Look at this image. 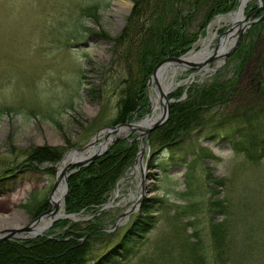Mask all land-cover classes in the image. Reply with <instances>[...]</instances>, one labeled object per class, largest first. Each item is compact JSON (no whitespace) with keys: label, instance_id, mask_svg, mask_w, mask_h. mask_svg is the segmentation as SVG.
I'll return each mask as SVG.
<instances>
[{"label":"rangeland","instance_id":"rangeland-1","mask_svg":"<svg viewBox=\"0 0 264 264\" xmlns=\"http://www.w3.org/2000/svg\"><path fill=\"white\" fill-rule=\"evenodd\" d=\"M117 1L0 0V215L16 214L22 219V228L48 211L59 174L58 164L67 152L81 149L104 130L121 125L115 123V118L125 91L121 81L126 79L120 78L123 65L117 59L128 50H120L124 35L130 38L134 33L132 24L141 21L137 18L132 21V12L140 0H131V8L122 13L115 9ZM260 1L264 6L263 0ZM260 1L250 0L248 7L257 11ZM236 11L227 12L225 18ZM259 11L248 21L259 19L256 16L260 14L262 20L258 23L264 24V10ZM248 12L247 9L246 15ZM204 14L206 9L202 8L195 16L200 18ZM144 16L148 18V14ZM217 17L210 22L204 38H199L192 47V53L200 52L204 41L213 50L220 34L229 30L231 22L219 21ZM156 18L157 15L149 16L147 20L153 23ZM135 49L136 45L128 52L138 60ZM131 61L135 70V60ZM220 62L221 58L210 65L206 75L198 73L193 82L194 71L179 67L176 77L179 87L166 97L171 105L170 118L158 129L174 123L173 106L190 99V87L196 86L201 91L218 81L234 79L236 88L231 101L200 116L205 119L212 112L221 116L253 110L255 119L263 122L259 133L264 135V25L248 28L228 63L220 67ZM157 89L156 83L148 88L151 106ZM179 91L183 94L175 96ZM138 121L136 118L130 122ZM197 123L193 125L198 126ZM204 126L203 131L186 133L174 127L175 137L185 140L178 151L184 161L182 165L170 166L169 172L159 167L160 158H153L157 145L154 147L150 142L146 145L139 132L118 140L136 144L137 149L126 159L130 162L135 157L110 198L96 207V212L83 209L72 214L79 221L74 222L68 216L59 221V227L53 226L54 230L51 228L44 234L85 242L86 238H77L71 228L73 224L86 228L92 221L102 231L106 229L122 238L127 226L138 216L139 210L130 211L131 194L138 192L145 176V204L152 203L155 226L150 228L140 257L127 264H192L196 257L200 258L199 264H264V160L251 163L244 154L233 152L225 139L216 141L208 136L210 125ZM103 140L96 141V145ZM142 144L147 146L143 151ZM31 151L40 157L45 155L44 160L60 152L62 157L58 162L55 158L45 163L30 162L34 160L29 157ZM164 155L160 152L157 157ZM140 159L145 170L133 175ZM84 187L80 184L79 191ZM157 208L164 212L157 214ZM96 218L101 221L97 223ZM31 236L24 234L26 239ZM105 243L99 245L98 257L107 256L114 248ZM66 246L74 244H64L61 251L65 252ZM52 254L58 256L56 251L48 255ZM119 254L117 250L114 258L121 257ZM42 256L26 254L23 260L27 259L29 264L48 261L63 264L60 257Z\"/></svg>","mask_w":264,"mask_h":264},{"label":"trees","instance_id":"trees-1","mask_svg":"<svg viewBox=\"0 0 264 264\" xmlns=\"http://www.w3.org/2000/svg\"><path fill=\"white\" fill-rule=\"evenodd\" d=\"M238 5L239 0H140L137 9L132 12V21L137 18L140 19L141 23L132 24L131 29L134 30V33L130 35V38H126L124 35L125 41L120 45V50L123 48L128 50L120 53L117 59L123 65L120 78L122 80L126 79V81H121V86L125 87V91L117 107L115 123L130 122L149 114L152 106L147 94V83L158 64L164 59L178 58L185 55L199 38L205 36L210 22L216 16L234 11ZM199 8L206 9V14L200 18L195 16L200 10ZM247 9L248 13L251 14L257 8L248 7ZM145 14H148V18L149 16L155 17V15H157V18L151 23L144 16ZM260 16V14H257L256 17L259 18ZM261 25L264 24L260 23L256 26ZM145 32H147V37ZM135 45L137 46L135 52L136 55L138 54V60L135 58L136 56L134 57L132 53L128 52ZM131 60H135V70ZM235 88L236 80L234 79L218 81L211 88L201 89V91L196 86L190 87L188 91L190 99L185 103L181 102L173 106L171 120L174 119V123L169 127L166 125L158 129L151 135L150 140L154 147V144L157 145L154 149L153 158H160L158 160L159 167L164 172H169L172 165H182L184 161V157L180 156L178 151L185 140H178L175 137L174 127L181 128L186 133L191 130L193 132L195 129L203 131L204 124H208L210 129L206 134L214 140L225 139L232 146L235 153L244 154L251 163L257 164L264 159V135L259 133L263 122L255 119L253 110H244L239 115L230 113L228 115L221 114V116L212 112L205 119L200 116L201 113L212 110L216 106L225 107L231 101L230 98ZM120 89L122 92V88ZM181 94H183L182 91H179L175 96ZM197 116H199L200 121ZM197 121L199 122L197 123L198 126H194L193 124ZM156 136H159L160 140ZM184 137L186 136L184 135ZM136 146V144L128 141H118L110 147L104 157L98 159L88 168L77 171L69 178V193H73H68L65 201V210L68 215L78 214L83 209L95 211L96 207L102 206L110 198L118 181L126 173V169L131 166L130 163L134 161L135 157L131 158L132 161L130 162L126 159L134 154L137 149ZM160 152L165 155L157 157ZM59 154L52 156L55 159L44 160L45 155L42 154L40 157L38 153L31 151L29 157L34 159L30 162L45 163L53 159L58 162L62 157ZM93 180L95 182L98 180V184L95 185V182H91ZM80 184L85 186L82 191H79ZM146 202L147 199L143 202L141 212L127 226L125 235L122 238L118 234L102 231V228L99 229L97 225H93L92 221L86 228L73 224L74 226L71 229L74 236L86 238L85 242L80 243L77 239L70 242L72 240L67 241L64 235L58 237L49 235L51 237L27 239L24 242L5 241L0 244V264L3 262H6L5 264H29L27 259L23 260L24 257L26 258V254H43L44 258L49 256V258L53 257L55 259V255H48L53 252L55 254V251L56 254L58 253L56 258H62L63 264H127L134 258L140 257L142 245L148 241L150 228L155 226L154 216L151 215L154 208H152V203L146 205ZM162 203H166V201H162ZM215 203L216 201L213 204L215 205ZM163 207L166 211L167 208ZM164 210L157 208L155 211L158 214L164 212ZM95 221L98 223L101 220L96 218ZM59 225L61 224L58 222L55 227L57 228ZM117 238L119 239L114 240ZM38 242L41 244H38ZM105 242L111 244V247L114 248L110 250V254L107 256L98 257L97 253L101 249L99 245L104 246ZM66 243H72L74 246L68 248L66 246L65 252L61 251ZM117 250H120L121 255L119 254V256L121 257L114 258L113 255L116 254ZM13 257L15 259H12ZM199 261L200 258L196 257L192 260V264H199ZM45 264L53 263L48 261Z\"/></svg>","mask_w":264,"mask_h":264},{"label":"bare ground","instance_id":"bare-ground-1","mask_svg":"<svg viewBox=\"0 0 264 264\" xmlns=\"http://www.w3.org/2000/svg\"><path fill=\"white\" fill-rule=\"evenodd\" d=\"M250 2V0H241V5L239 10L236 11V13H233L232 15L228 16V20L231 22V30L228 32L227 35H225L224 37H222L221 41L218 44L219 50L218 53L217 52H213L210 49V45L207 41L203 42V49L200 52H195L190 54L189 56L185 57V61L186 62H196V63H205L206 61H208L210 59V57L215 54H218V59H220L227 51H229L230 47H232V45L235 43L236 41V36L237 33L240 30V23L242 21V16L240 15L241 12L243 11V8L245 6L248 5V3ZM131 8V0H119L115 3V9L117 11V13H122L123 12H127L129 9ZM225 17L219 19V21L222 20H227ZM183 71V70H182ZM202 75H206L207 73H209L210 68L205 67L202 70ZM180 72V68L179 67H166L164 68L160 74L157 77V83H159V87L156 90V96L152 97V101H153V105H154V111L153 113L147 118V122L146 123H137L138 126L140 125L142 127V129H147L149 127V125L159 119V117L161 118L164 112L163 108L166 106V97H168L169 95L173 94L177 87H179V85L176 82V77L178 76V73ZM156 82V80H154ZM164 104V105H163ZM161 110V112H160ZM126 124V123H124ZM107 138V133L104 130L100 135H98V140L101 139H106ZM151 140V135L150 137L147 139L145 137V144H149ZM103 142V141H102ZM145 144H142V150L144 148H146L147 146H145ZM96 150V147L93 149H87L85 151H82L81 153H79L80 155H82L83 158L88 157V155H91L94 151ZM78 153L76 154L75 151H71L70 155L68 156V159H66V161H64L60 166H59V170L61 171L63 168H65L68 164L71 163V159L73 156H75L76 158H79L80 155ZM136 173V171H135ZM146 178L145 176H143V183L142 186L144 187L146 184ZM64 177L62 178V180L60 181L58 187L56 188V190L54 191V194L52 196V204L53 206H58L59 211L56 213V217H63L65 216V212H64V186H65V182H64ZM141 194V193H140ZM131 196L133 198L136 197V194L133 193L131 194ZM145 195L143 194L142 197H144ZM141 197V198H142ZM145 201V200H144ZM69 219H72V221H74L75 219L79 220L77 216L72 215V217H68ZM21 218L19 216H17L16 214H9V215H0V238L3 237H9L10 235H12L14 232L16 234H18L15 230H19L22 228V223H21ZM51 222V217L42 219L40 222H38L37 224H35L33 226L34 228V232L33 233H45L46 232V228L48 227L49 223Z\"/></svg>","mask_w":264,"mask_h":264},{"label":"water","instance_id":"water-1","mask_svg":"<svg viewBox=\"0 0 264 264\" xmlns=\"http://www.w3.org/2000/svg\"><path fill=\"white\" fill-rule=\"evenodd\" d=\"M241 5V0L238 6V10L240 8ZM245 8L246 6L243 8V11L241 12V16H242V23H240V26H243L244 28H247L249 25H252L255 22H249V24L247 25V20L249 18V16H244V12H245ZM243 28V29H244ZM241 29V34L244 32V30ZM231 30V28L228 30V32ZM228 32L224 33L220 39H222V37H224L225 35L228 34ZM240 41V37H238V42ZM238 42H236L231 48L230 51L228 53H226L225 55H223L224 60L236 50L237 46H238ZM219 48L216 47V49L213 52H217L218 53ZM218 58V54L215 55L213 54L210 59L208 61H206L205 63H196V62H186L183 58H173V59H165L164 61H162L157 68L155 69L153 75L150 77L149 79V83H148V87H152L153 82H155L154 80H156V84L157 87H159V83H157V77L160 74V72L164 69V68H168V67H173L176 65H182L185 66L189 69L195 70V71H200L202 70L205 66H208L209 64L213 63L216 59ZM195 76V75H193ZM164 105V104H163ZM164 112L162 115V117L155 121H153L149 127L147 129H142V127L137 123H126V124H121L115 127H110L109 129L105 130L107 133V138L105 140H103V142L101 144H99V146H95L96 145V141H98V135L97 138H95L91 143H89L87 146H85L82 149H78V150H73L75 151V153L79 154L82 151H85L87 149H93L96 147V150L91 154L88 155V157L83 158L82 155H80L79 158H76L75 156L72 157V161L70 164H68L65 168H63L60 172L59 175L57 177L56 180V185H55V189L58 187L60 181L62 180V178L64 177L65 179V186H64V201H65V197L68 194V190H69V186H68V178L70 177V175H72L75 171L79 170L80 168H85L88 166H90L93 162H95L96 160H98V158L106 155V153L108 152V148L110 145H112L113 143H115L118 140H122L125 136H128V134L132 133V132H139L140 133V139L143 137H146L147 139L150 137L151 132L157 130L159 127H161L162 125H164L170 118V111H171V105L170 102H168L166 100V106L163 108ZM154 110H152L153 112ZM151 112V114H152ZM149 116H147L146 118H144L143 120L140 121V123H146L147 122V118ZM114 135H122V137H115ZM114 136V137H113ZM148 145V143L146 144ZM144 150V149H143ZM141 149V151H143ZM71 151H69L64 159L62 160V163L64 161H66V159H68V156L70 155ZM54 189V191H55ZM54 191L50 197L49 203H50V207L48 209V211L41 215L40 217H38L34 222H32L27 228H21L19 230H15L18 234H16L15 232L10 235L9 237H3L0 238V243L6 240H12V239H26V237H22L19 236L20 234H25V233H29L31 238H35L36 236H39V233H33L34 232V228L33 226L35 224H37L38 222H40L42 219H45L48 217H51V222L48 225V227L45 230H48L52 224L56 221L61 220L63 217H56V213L59 211L58 206H53L52 204V196L54 194ZM141 194L138 195L137 197V202H140V199L142 197V195L144 194L142 192V190L140 191ZM64 206V205H63ZM107 209V208H106ZM104 209V210H106ZM134 210V209H133ZM76 221V219H75ZM28 238V239H31Z\"/></svg>","mask_w":264,"mask_h":264}]
</instances>
